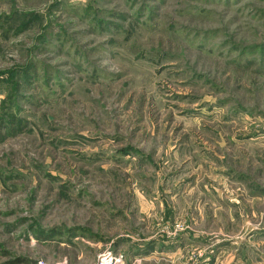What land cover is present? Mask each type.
I'll list each match as a JSON object with an SVG mask.
<instances>
[{
	"label": "rangeland",
	"instance_id": "obj_1",
	"mask_svg": "<svg viewBox=\"0 0 264 264\" xmlns=\"http://www.w3.org/2000/svg\"><path fill=\"white\" fill-rule=\"evenodd\" d=\"M264 264V0H0V264Z\"/></svg>",
	"mask_w": 264,
	"mask_h": 264
},
{
	"label": "built area",
	"instance_id": "obj_2",
	"mask_svg": "<svg viewBox=\"0 0 264 264\" xmlns=\"http://www.w3.org/2000/svg\"><path fill=\"white\" fill-rule=\"evenodd\" d=\"M97 264H124L121 256H115L111 252L103 254Z\"/></svg>",
	"mask_w": 264,
	"mask_h": 264
}]
</instances>
